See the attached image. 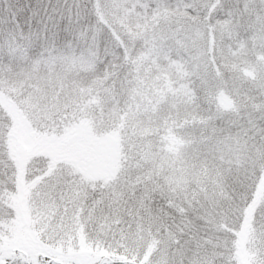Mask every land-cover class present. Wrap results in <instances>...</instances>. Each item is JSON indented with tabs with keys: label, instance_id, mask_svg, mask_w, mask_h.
Here are the masks:
<instances>
[{
	"label": "snow or ice",
	"instance_id": "snow-or-ice-1",
	"mask_svg": "<svg viewBox=\"0 0 264 264\" xmlns=\"http://www.w3.org/2000/svg\"><path fill=\"white\" fill-rule=\"evenodd\" d=\"M0 264H264V0H0Z\"/></svg>",
	"mask_w": 264,
	"mask_h": 264
}]
</instances>
